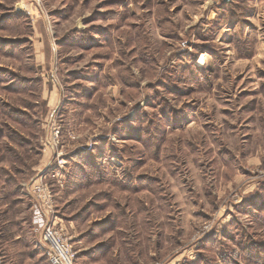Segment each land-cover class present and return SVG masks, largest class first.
Returning <instances> with one entry per match:
<instances>
[{"label":"rangeland","instance_id":"1","mask_svg":"<svg viewBox=\"0 0 264 264\" xmlns=\"http://www.w3.org/2000/svg\"><path fill=\"white\" fill-rule=\"evenodd\" d=\"M43 171L79 264H264V0H0L1 264Z\"/></svg>","mask_w":264,"mask_h":264},{"label":"built area","instance_id":"2","mask_svg":"<svg viewBox=\"0 0 264 264\" xmlns=\"http://www.w3.org/2000/svg\"><path fill=\"white\" fill-rule=\"evenodd\" d=\"M55 132L58 133V131ZM61 166V162H57L55 165V167ZM59 173V171H43L30 183L29 195L33 200V226L35 232L41 235L44 254L49 264H79L76 261V251L70 240L64 236L61 229L52 220V216L55 214V183L52 180L59 181L57 179Z\"/></svg>","mask_w":264,"mask_h":264}]
</instances>
